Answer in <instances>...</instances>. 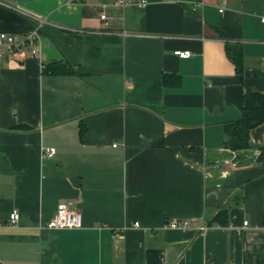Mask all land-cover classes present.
Listing matches in <instances>:
<instances>
[{"label": "crops", "instance_id": "obj_1", "mask_svg": "<svg viewBox=\"0 0 264 264\" xmlns=\"http://www.w3.org/2000/svg\"><path fill=\"white\" fill-rule=\"evenodd\" d=\"M34 30L0 49V260L264 264V122L226 144L264 94V0H0V32ZM61 203L83 227H48Z\"/></svg>", "mask_w": 264, "mask_h": 264}, {"label": "built area", "instance_id": "obj_2", "mask_svg": "<svg viewBox=\"0 0 264 264\" xmlns=\"http://www.w3.org/2000/svg\"><path fill=\"white\" fill-rule=\"evenodd\" d=\"M118 5H127V4H138L140 6H145L148 3V0H114ZM223 8H221L222 10ZM101 19L107 21V14H101ZM40 19V18H39ZM41 20V19H40ZM38 37V30H34L29 34H22L20 37H15L12 34L7 32H0V49L3 46H12L16 50L21 51L24 45H30L32 47V53L35 54L38 51L36 47V39ZM175 53L179 56L188 57L191 55L190 50H177ZM56 153V148L48 147L45 149L44 154L46 156H53ZM20 220V212L18 209H13L10 213V224L15 225ZM247 224V222H245ZM48 227L51 228H81L84 225L83 213L78 209H73L68 203L59 204L55 215L48 221ZM141 227L139 221H135L130 226H125L123 229H118L114 232L116 238L123 237V231L129 227ZM170 226L173 228H181L182 226L188 227V221L180 222L178 219H173L170 222ZM0 264H5L0 260Z\"/></svg>", "mask_w": 264, "mask_h": 264}, {"label": "trees", "instance_id": "obj_3", "mask_svg": "<svg viewBox=\"0 0 264 264\" xmlns=\"http://www.w3.org/2000/svg\"><path fill=\"white\" fill-rule=\"evenodd\" d=\"M227 52L237 66L239 74L243 71L244 60L241 46L228 44ZM43 72L54 74H71L75 70L63 61H55L43 66ZM257 101L255 107L245 108L241 119L226 127L227 147L237 150L251 147L250 131L264 122V94L253 92Z\"/></svg>", "mask_w": 264, "mask_h": 264}]
</instances>
